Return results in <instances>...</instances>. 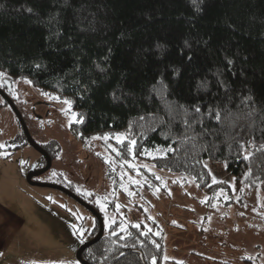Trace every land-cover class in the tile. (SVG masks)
Masks as SVG:
<instances>
[{
	"label": "trees",
	"instance_id": "trees-1",
	"mask_svg": "<svg viewBox=\"0 0 264 264\" xmlns=\"http://www.w3.org/2000/svg\"><path fill=\"white\" fill-rule=\"evenodd\" d=\"M0 72L67 100L79 139L124 136L109 148L114 188L118 170L161 146L169 151L148 161L207 193L221 185L204 159L224 162L238 191H264V0H0ZM142 171L146 188L158 185ZM118 224L85 261L162 263L161 234Z\"/></svg>",
	"mask_w": 264,
	"mask_h": 264
},
{
	"label": "rangeland",
	"instance_id": "rangeland-1",
	"mask_svg": "<svg viewBox=\"0 0 264 264\" xmlns=\"http://www.w3.org/2000/svg\"><path fill=\"white\" fill-rule=\"evenodd\" d=\"M14 82L18 90L14 104L30 135L40 146L55 149L50 169L36 176L37 182L69 187L86 197L102 214L104 229L118 221L120 230L135 225L161 234V264H264L261 188L238 191L224 162L204 159L210 183L221 185L207 193L192 175L148 161L169 151L161 146L145 147L141 158L128 163L130 171L118 170L120 181L114 188L107 175L109 148L124 136L79 139L71 128L77 114L67 100L41 91L27 78ZM26 140L15 112L0 95V195L9 196H0L7 208L0 260L78 264L76 251L94 227V215L63 191L26 181L29 170L43 164L41 154ZM15 141L22 145L15 149ZM143 169L159 180L158 185L146 188Z\"/></svg>",
	"mask_w": 264,
	"mask_h": 264
},
{
	"label": "water",
	"instance_id": "water-1",
	"mask_svg": "<svg viewBox=\"0 0 264 264\" xmlns=\"http://www.w3.org/2000/svg\"><path fill=\"white\" fill-rule=\"evenodd\" d=\"M9 105L12 107L13 111L15 112L18 121L23 129V132L25 134V137L27 139V142L34 147L40 154H42L45 159H46V165L44 167H42L41 169L35 170L34 167H32L29 172L26 174V181L32 185H42V186H51L54 187L56 189H59L61 191H63L64 193L68 194L69 196H71L72 198H74L76 201H78L81 205H83L85 208H87L98 220V231L97 233L85 240L77 249L76 251V258L78 260V262L80 264H89L87 261H85L82 258V251L88 247L90 244L94 243L95 241H97L104 233V221L102 216L100 215V213L90 204H88L87 202L83 201L78 195L74 194L72 191L64 188L63 186H59V185H55V184H49V183H41V182H37L33 179V177L38 176L44 172H46L50 167H51V157L50 155L39 145L36 143V141L32 138V136L30 135V132L28 130V127L26 125V123L24 122L20 112L17 110L16 106L13 104V102L11 100H7Z\"/></svg>",
	"mask_w": 264,
	"mask_h": 264
},
{
	"label": "flooded vegetation",
	"instance_id": "flooded-vegetation-1",
	"mask_svg": "<svg viewBox=\"0 0 264 264\" xmlns=\"http://www.w3.org/2000/svg\"><path fill=\"white\" fill-rule=\"evenodd\" d=\"M0 73H3V72H0ZM14 80L11 79L8 75L4 74L3 76H0V95L4 98V100L8 103L7 100H11L13 102V104L15 103L14 102V97L17 96L18 94V90L14 84ZM16 94V95H15ZM15 95V96H13ZM15 105V104H14ZM27 141V140H26ZM15 143H22V142H18V141H15ZM28 143V142H27ZM41 147L46 151L45 149V146L43 147V145H41ZM51 151V149H49ZM48 153V151H46ZM49 154V153H48ZM50 155V154H49ZM42 156V159H43V164L36 168L34 167L35 170H38V169H41L42 167H44L46 165V159L45 157L41 154ZM51 157V155H50ZM51 160H53V158L51 157ZM50 169V168H49ZM48 169V170H49ZM47 170V171H48ZM36 177V176H35ZM33 177V179L36 181V178ZM64 187V186H63ZM68 190H70L69 188L67 187H64ZM71 191V190H70ZM75 194V193H74ZM86 202V201H85ZM89 204V203H88Z\"/></svg>",
	"mask_w": 264,
	"mask_h": 264
},
{
	"label": "crops",
	"instance_id": "crops-1",
	"mask_svg": "<svg viewBox=\"0 0 264 264\" xmlns=\"http://www.w3.org/2000/svg\"><path fill=\"white\" fill-rule=\"evenodd\" d=\"M0 196H4V197H6L7 199L9 198V196L8 195H4V194H2V195H0ZM7 222V208H5V205L0 201V225H3L2 226V229H1V231H0V244H3V243H5V241H4V239H3V235L4 234H6L5 233V228H6V225H5V223ZM8 240H10V239H8ZM7 240V241H8ZM9 248H10V242H7L6 244H5V247L3 248V250L5 249V251L7 252L8 250H9ZM7 260V259H6ZM5 260V261H6ZM0 264H3V262H2V258H1V260H0ZM22 264V263H21ZM24 264H29V263H24Z\"/></svg>",
	"mask_w": 264,
	"mask_h": 264
},
{
	"label": "snow or ice",
	"instance_id": "snow-or-ice-1",
	"mask_svg": "<svg viewBox=\"0 0 264 264\" xmlns=\"http://www.w3.org/2000/svg\"><path fill=\"white\" fill-rule=\"evenodd\" d=\"M229 63H231V61H229ZM4 73H0V76H3ZM65 103H69L68 101H65ZM197 112H199V108L196 109ZM73 116H75V114H73ZM218 120L220 119V115L219 113H217V117H216ZM106 139V137H105ZM118 141H119V138H118ZM241 147H244V145H241ZM260 150H264V145H261V149ZM251 155V153H247L245 156H244V159H248L249 156ZM132 193H129V195H131ZM83 242V241H81ZM153 264H155V261L153 262Z\"/></svg>",
	"mask_w": 264,
	"mask_h": 264
}]
</instances>
